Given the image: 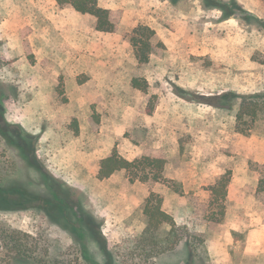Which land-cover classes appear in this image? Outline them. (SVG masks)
<instances>
[{"label":"rangeland","instance_id":"rangeland-1","mask_svg":"<svg viewBox=\"0 0 264 264\" xmlns=\"http://www.w3.org/2000/svg\"><path fill=\"white\" fill-rule=\"evenodd\" d=\"M98 4L110 11L113 33L56 0H0L5 120L32 138L39 163L100 225L115 264L119 247L145 228L151 193L189 236L155 264H264V112L244 135L235 130L237 106L206 100L264 92V0ZM139 25L155 31L147 65L129 41ZM135 78L147 89H135ZM115 151L129 161L164 159L171 183L131 182L124 172L100 180L102 160ZM224 176L225 216L216 223L209 217L221 208L211 206V189ZM38 179L0 137V184L43 190ZM0 224L45 244L47 264H85L71 235L40 210L0 213ZM89 246L103 264L98 246Z\"/></svg>","mask_w":264,"mask_h":264},{"label":"trees","instance_id":"trees-1","mask_svg":"<svg viewBox=\"0 0 264 264\" xmlns=\"http://www.w3.org/2000/svg\"><path fill=\"white\" fill-rule=\"evenodd\" d=\"M61 5H68L82 15L96 19L99 32L113 33L116 29L109 10L99 6L98 0H56ZM234 14H228V18ZM155 31L146 25L137 26L130 35L133 55L139 65H147L151 60ZM1 67V64H0ZM135 89L146 90L147 84L140 79H133ZM207 104L229 110L236 109V132L248 135L254 129L260 115L264 112V92L251 95L229 93L216 98L206 99ZM149 112L153 113L151 106ZM0 137L5 143L16 149L20 156L38 174V182L44 188L35 191L22 182L13 181L0 184V213L19 212L37 209L45 213L50 222L67 231L80 247L81 258L85 264H100L89 246L94 243L105 258L103 264H115L116 256L108 250L107 241L102 235L100 225L88 213L80 201L71 196L70 189L46 171L36 156L32 138L17 125L5 120L3 103L0 100ZM166 161L162 158L143 155L129 161L113 152L101 162L98 178L108 179L118 173H126L131 182L171 183L165 178ZM264 170V165H263ZM228 180L219 179L211 189V206L218 205L221 212L209 219L220 223L225 216V201ZM178 190V189H177ZM258 191L264 193V177L260 180ZM220 202V204H218ZM145 228L141 233L121 245L120 264H155L162 256L176 250L188 241L187 232L178 227L174 218L163 209V199L151 193L143 208ZM0 264H47L48 249L34 237L9 225L0 224ZM124 247V248H123Z\"/></svg>","mask_w":264,"mask_h":264}]
</instances>
